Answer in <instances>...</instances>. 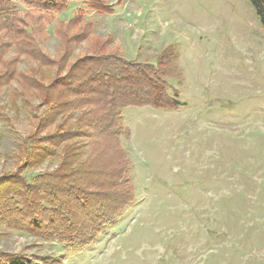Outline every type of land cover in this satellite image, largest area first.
I'll return each mask as SVG.
<instances>
[{"label": "rangeland", "instance_id": "obj_1", "mask_svg": "<svg viewBox=\"0 0 264 264\" xmlns=\"http://www.w3.org/2000/svg\"><path fill=\"white\" fill-rule=\"evenodd\" d=\"M94 4L70 0L53 14L43 50L57 56L54 27L79 13L128 60L155 64L166 53L162 77L179 104L122 110L135 201L88 246L72 252L0 226V251L64 255L57 264H264V27L249 0H106L111 13ZM0 96L2 175L34 121L20 97Z\"/></svg>", "mask_w": 264, "mask_h": 264}, {"label": "trees", "instance_id": "obj_2", "mask_svg": "<svg viewBox=\"0 0 264 264\" xmlns=\"http://www.w3.org/2000/svg\"><path fill=\"white\" fill-rule=\"evenodd\" d=\"M86 1L95 3V11L112 12L103 10L106 0ZM69 2L0 0V93L5 88L30 105L34 121L17 146L13 171L0 175V226L76 252L135 201L132 165L121 143L129 135L122 110L179 103L162 77L166 53L155 64L128 60L112 45V35L95 37L79 13L54 27L57 56L45 52L47 25ZM249 2L264 27V0ZM23 61L33 65L29 71L18 69ZM52 158L58 159L54 170L29 173ZM63 258L34 261L0 251V264H57Z\"/></svg>", "mask_w": 264, "mask_h": 264}]
</instances>
